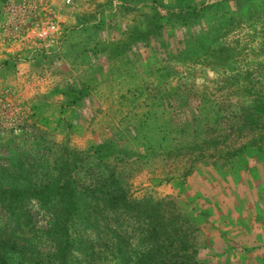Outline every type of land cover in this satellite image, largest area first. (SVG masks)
<instances>
[{
    "label": "rangeland",
    "instance_id": "obj_1",
    "mask_svg": "<svg viewBox=\"0 0 264 264\" xmlns=\"http://www.w3.org/2000/svg\"><path fill=\"white\" fill-rule=\"evenodd\" d=\"M114 2L116 7L107 0H75L71 6L63 0H0V164L9 162L6 147H26L38 134L39 126L27 127L25 122L33 99L79 77L92 75L101 82L78 106L76 130L61 131L56 140L69 137L72 145L82 149L110 137L118 143V129L140 122L145 96H155L160 102L157 92H163L166 107H152L158 112L152 134L160 152L174 145L181 149L194 140L201 144L212 129L225 142L217 156L212 155L213 147L206 146L204 151L209 153L193 160L185 148L169 158L149 156L145 148L120 139L124 147L143 151L141 161L129 159L119 170L130 193L136 198L175 200L191 219L195 236L191 240L196 242L199 264H264V149L253 145L238 153L226 151L252 140L264 148V0H253L240 10L224 2L197 24L191 19L186 26H167L153 36L151 47L139 40L128 47L135 20L153 9L151 0L138 3L139 10ZM101 10L103 28L76 29L83 14ZM51 22L58 24V31L41 37L42 28ZM97 48L101 51L96 52ZM43 50H57L58 58L53 63L45 61L42 67L33 65ZM9 58L17 66L9 64L2 76V65ZM133 86L142 95L129 92ZM122 93L127 99L121 98ZM50 102L57 99L50 98ZM167 112L174 130L168 128L164 140ZM50 115L48 123L52 124ZM197 126L201 133L194 137L192 130ZM33 205L32 227H25V232L30 228L28 236L35 235L33 226L40 231L46 225L37 204ZM130 233L131 244L125 251L134 261L136 253L143 251L141 231L131 228ZM35 236L45 244L43 235ZM91 238L101 252L103 246L95 233ZM110 246L103 264L120 262L121 250Z\"/></svg>",
    "mask_w": 264,
    "mask_h": 264
},
{
    "label": "trees",
    "instance_id": "obj_2",
    "mask_svg": "<svg viewBox=\"0 0 264 264\" xmlns=\"http://www.w3.org/2000/svg\"><path fill=\"white\" fill-rule=\"evenodd\" d=\"M118 1L127 10H139L138 3H144V0ZM173 1L151 0L153 9L150 7L151 11L144 12L142 20H135L136 28L129 34L132 42L128 47H132L136 40L149 44L153 36L167 26H186L191 19L197 24L207 17L209 11L224 2H232L240 10L249 7L253 0H178L175 4ZM107 3L110 6L115 4L114 0H107ZM103 15L104 10L97 14H83L76 29L97 31L103 28ZM111 20L114 19H109V22ZM148 47H151L150 44ZM98 51L101 48H97ZM40 54L39 58L35 56L33 65L42 67L45 61L53 63L58 58L57 50ZM9 59L2 65V76H5L3 72L9 64L13 68L17 66L16 62L12 63L13 58ZM100 82L92 75L90 78L79 77L74 83L36 96L25 122L27 127L39 126L38 134L26 147H6L9 162L0 164V210L4 214L0 216V264H103L113 244L121 250L117 264H199L196 242L191 240L195 238L191 219L175 200L167 196L157 200L151 197L136 198L130 193L128 181L119 170L129 159L141 161L143 151L135 150L132 146L124 147L120 139L132 141L136 148H145L149 156L165 154L169 158L185 148L193 160L202 159L209 153L204 151L206 146L213 147L212 155L217 156L221 143L225 141L211 128L209 139L201 144L194 140L181 149L174 145L160 152L152 134V125L158 118V112L153 111L152 107H166L165 94L159 91L156 92L159 93L157 99L160 102L155 96H145L146 110L142 112L139 123L132 122L118 129L115 133L118 143L110 137L82 149L72 145L69 137L65 141H57L59 132L76 130L78 106L97 91ZM128 91L142 95L140 88L135 86ZM120 96L127 99L126 94ZM50 98H56L57 102L52 104ZM67 112H71V115H65ZM168 113L162 127L164 140L168 136L167 129L171 127L174 130L173 118H168ZM49 114L54 117L52 124L48 123ZM124 120L123 117L120 121ZM202 125L205 128L206 125ZM201 129L199 126L193 129V136L200 135ZM225 138L228 140L227 136ZM253 145H258L259 150L264 149L263 144L252 140L226 151L238 153ZM162 146L161 143L159 147ZM33 204H37V213L44 217L46 225L40 231H35L33 226L31 231L36 232L35 235H43L46 240L44 245L35 240V235H27L32 227ZM28 225L31 226L25 232ZM131 228L140 229L143 248L142 252L136 253L138 256L134 261L125 251L127 245L131 244ZM93 233L103 246L101 252L95 249L91 238ZM112 255L113 262L116 258L114 253ZM18 259L19 263L16 262Z\"/></svg>",
    "mask_w": 264,
    "mask_h": 264
},
{
    "label": "built area",
    "instance_id": "obj_3",
    "mask_svg": "<svg viewBox=\"0 0 264 264\" xmlns=\"http://www.w3.org/2000/svg\"><path fill=\"white\" fill-rule=\"evenodd\" d=\"M75 0H63L64 5L66 6H71L74 4ZM58 31V24L55 22H51L48 24L47 27L42 28L41 32H40V36L46 38L48 36L49 33H54ZM8 105H10V102H8Z\"/></svg>",
    "mask_w": 264,
    "mask_h": 264
}]
</instances>
